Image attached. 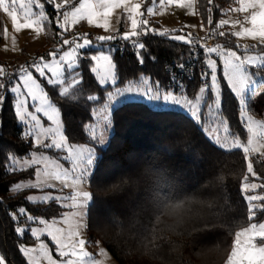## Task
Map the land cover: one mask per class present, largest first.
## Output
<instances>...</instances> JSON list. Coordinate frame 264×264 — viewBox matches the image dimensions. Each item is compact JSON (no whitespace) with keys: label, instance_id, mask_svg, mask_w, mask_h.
<instances>
[{"label":"trees","instance_id":"obj_1","mask_svg":"<svg viewBox=\"0 0 264 264\" xmlns=\"http://www.w3.org/2000/svg\"><path fill=\"white\" fill-rule=\"evenodd\" d=\"M233 5L232 0H212L211 5L203 0L198 5V13L204 26L212 28L225 16L224 10ZM209 6L212 8V25L207 23L209 13L206 9ZM59 31L55 23L51 30L47 29L49 44L56 41ZM133 39L146 44V49L142 51L143 64L138 62L136 50L130 41L118 37L98 44L103 49L109 45L114 50L119 76L116 86L122 88L130 81H137L140 75H146L152 82L159 81L162 88L169 90L172 84L170 73L177 70L176 65L190 60L189 46L152 33ZM217 41L223 43V38ZM235 43L233 38V45ZM93 49L97 50V47L81 52L90 55ZM90 65L88 59H80L76 71L82 75L83 83L79 87L85 96L98 95L99 101L82 99L73 104L60 97L57 88L47 85L43 80L41 83L49 99L61 112L68 140L71 143L94 145L99 151L90 179L91 203L86 231L91 242L101 241L120 264H199L206 250L211 251V262L212 259H219L225 241L232 239L250 223L264 220L262 208H256L255 217L248 219V202L244 192H241L243 183L252 179L249 176L247 153L241 148L221 146L208 136L198 121L181 110L155 108L141 100L125 101L112 111L113 129L107 145L102 147L97 141L91 140L88 125L94 121V111L103 107L108 99L104 88L98 85L90 72ZM200 67L195 64L191 71L192 79L176 72L185 83V94L189 98H195L201 86ZM72 75L68 73L67 78L71 80ZM260 75L264 77V72H260ZM221 83L222 111L229 120L230 131L246 142L247 132L238 118V101L233 98L223 80ZM106 87L112 90L111 85ZM24 131L23 124L14 114V97L6 93L0 108V198L5 201V205L0 206V249L12 264H25V259L17 250L18 244H32L35 240L29 232L22 238L17 236L6 209L14 210L23 206L30 214L46 220L59 217L64 211L58 202L46 205L28 202L25 197L32 189H26L18 195L9 194L10 185L33 178L34 170L6 174L9 163L6 155L10 157L15 152L17 157H25L34 150L58 154L56 150L38 149L31 140H23ZM183 131L192 135L193 143L187 150L175 144V138ZM260 161H264V157H251L252 170L254 165L255 174L264 182V165ZM218 170L225 173L227 180L223 194L224 207L213 226L205 228L196 225L200 230L192 232L191 227L176 223L170 215L172 205ZM125 179L129 184L119 194H103L108 185L116 182L123 184ZM259 191L264 193V188ZM21 223H25V218H21ZM46 239L54 248L49 238ZM216 264L219 263L216 261Z\"/></svg>","mask_w":264,"mask_h":264},{"label":"snow or ice","instance_id":"obj_2","mask_svg":"<svg viewBox=\"0 0 264 264\" xmlns=\"http://www.w3.org/2000/svg\"><path fill=\"white\" fill-rule=\"evenodd\" d=\"M232 2L236 6H230L223 13L228 18L220 19L207 36L202 38L193 36L192 33L170 35V30L167 28L163 30L152 28L149 26V19L145 18V12L147 16H153L156 14L157 4L162 12L169 6L175 5L180 9L190 10L188 14L195 15L198 5L202 4L203 0H151V6H148L145 11L141 10L145 0H44V2L42 0H0V9L11 18L16 32L29 29L39 35L46 28L51 30L53 23L61 30L57 33L60 37L59 47L49 54L51 59L40 57L39 60L30 64L21 65L14 73L7 72L5 67L0 66V108L5 101V94H11L14 97V114L18 121L26 127L22 139L31 140L38 149H53L62 153L57 157H52L43 151H32L26 157L20 158L15 152L10 157L6 155L9 161L5 170L6 174L28 169L34 170V180L29 179L27 183L22 181L14 183L16 194L26 189H35L39 192H44L45 189L56 190L48 183L49 173L46 170L48 167L58 168L61 175L71 178L75 165L82 164L86 160L91 161L95 157V153L80 150L79 146L73 149L69 144L68 148H65L64 143L57 140L58 135H65L63 129L58 128L56 123V116L61 117V112L50 101L48 92L41 83L43 80L47 85L57 88V94L73 104L79 103L82 99L88 102L99 101L98 95L85 96L83 89L79 87L83 83V77L76 69L82 58L91 61L90 72L94 75L98 85L104 88L109 101H116L128 95H141L146 102L153 105L180 106L197 120H200L201 105L206 104L211 123L205 131L210 138L216 140L239 137L230 131L229 120L222 111L221 81L223 80L233 98L238 101V118L242 127L246 129L247 137L252 135L259 139L264 136V120L255 119L254 115L250 114V106L246 100V93L249 90L254 95L260 94L253 87L256 84L254 77L264 72V0H232ZM45 3L54 9V18H50L45 9ZM207 4L211 5L212 0H207ZM117 9L122 10L125 20L129 23L128 30L123 34H120L111 23V16ZM206 11L209 13L207 23L212 25V8L208 7ZM230 13L238 15L233 16ZM81 21H86L90 26L113 34L97 35L90 39L88 33H82L64 38V34L71 32L73 26ZM117 23H120V17H117ZM225 26H228L229 30H223ZM203 27L202 24L201 28ZM149 33L169 37L172 41L182 42L189 46L188 64L181 63L177 67L187 75L188 71L194 67L193 58L195 63L201 66L199 73L201 86L194 100L189 99L185 94L186 85L175 73H170V79L175 89L179 90V95L174 94L171 89L162 88L159 81H150L146 75H140L135 82L130 81L127 87H117L118 66L114 62L112 48L97 47L95 53L91 55L81 52V50L96 46L94 42H108L119 36L120 39L131 42L136 50L138 62L143 64L142 51L146 49V44L133 38ZM4 36L7 39V29L4 30ZM209 38H223V43L210 44ZM233 38L237 41L234 45ZM240 39H251L255 43L240 44L238 42ZM12 41L15 45V37ZM64 46H69L68 50L61 51ZM65 69L72 70L73 75L70 81L65 79ZM251 69H256V71L253 72ZM33 73L38 74L40 79ZM189 79H192V76H189ZM108 85L112 86V90H108L106 87ZM44 119L50 124L46 126ZM105 122L110 126L109 117L105 119ZM88 126L93 131L90 139L95 140L98 125ZM21 163H26L27 167H18ZM65 163L68 167H65ZM260 164L264 165V161H260ZM253 171H255L254 165ZM258 187L264 188V185L249 182L241 192L255 191ZM9 189H13V185H10ZM25 199L33 205H46L58 199H65V197L44 193L28 195ZM245 199L248 202V219L252 220L256 215L255 209L260 207L253 202L264 201V196L247 195ZM2 205H5V201L0 198V206ZM6 212L13 223V231L18 237L22 238L26 232H29L36 241L34 246L24 243L17 246L18 252L25 259V264H42L44 261L46 264H85L87 257L85 255L81 258L77 252V244L71 232L67 230V227L58 226V224H63V219L49 222L30 214L23 206H18L14 210L6 209ZM22 217L25 218V223H21ZM34 223L43 225V227H30ZM43 236L50 238L54 244L57 258H53L49 245L41 239ZM233 257L236 264H264V223H250L238 234ZM0 259H3V264H12V261L3 254L2 249H0Z\"/></svg>","mask_w":264,"mask_h":264},{"label":"rangeland","instance_id":"obj_3","mask_svg":"<svg viewBox=\"0 0 264 264\" xmlns=\"http://www.w3.org/2000/svg\"><path fill=\"white\" fill-rule=\"evenodd\" d=\"M42 2H44V0H42ZM148 6H151V1L147 2V0H145V3L141 10L145 11V9ZM235 6L236 5L234 4L231 7H235ZM50 8H52V6L45 3V9L51 18V16H55V12L53 8L52 9ZM155 11L156 14L153 16H147L145 12V18L149 19L150 21L149 26L152 28H156L157 30H163L167 28L170 30L171 35L173 34L183 35L185 33H192V35H194L195 33H199V35L196 36L199 37L202 36V38H204L207 36L208 32L213 28V27L206 28L205 26L203 27V29L201 28V25L202 24L204 25V23L201 21V18L198 13V9H197V14L192 15V14H188L190 10L180 9L175 5H172L162 12L157 4ZM230 15L235 16L238 14L230 13ZM117 17H120V23H117ZM222 18L226 19L228 17L224 16ZM219 20L217 21V23L219 22ZM155 22H157V24ZM111 23L114 28L118 29L120 34H123L129 28V23L125 20V14L122 12V10L119 9L115 10L113 15L111 16ZM0 27L2 28V38L0 40V66L5 67L7 72L14 73L16 67L19 66L20 64H26V63L30 64L36 61L34 60L35 57H38L37 60H39L40 57H44L45 59H51L49 54L55 51V49L59 47L60 44L59 36H57V39L54 43L52 44L48 43L47 28L44 32L40 33L39 35H37L35 31L29 29H23L20 32H16L13 28L11 18L8 17L7 14L3 12L2 9H0ZM5 29H7V39L4 36ZM171 30H177V31L172 32ZM223 30L225 31L229 30L228 26H225ZM90 32H94L96 35L113 34L110 32H105L103 29L90 26L87 24L86 21H81L79 24L73 26L71 32L65 33L64 38H70L74 34H82V33L89 34ZM13 37H15V45H13V41H12ZM118 37L119 36H117V38ZM235 42H237L236 38H235ZM238 42L240 44H246V45H252L255 43V41L251 39H240ZM99 43L100 42L98 43L94 42L96 46H94L93 48L98 47ZM209 43L213 45L215 43H218L217 38H209ZM68 47L69 46H64L61 49V51L68 50ZM108 48L109 45H107L105 49ZM95 51L96 50L93 49L90 52V55L94 54ZM68 73H72V70L65 69L66 81H70L67 78ZM33 74L37 75V78L40 79L38 77V74L35 73ZM254 79L256 80V84L253 87L256 89V92L260 94L254 95L252 91L249 90V92L246 93V100L250 106V114H253L255 119L264 120V77H262L259 74L255 76ZM127 86L128 85L124 87ZM174 94L179 95V92L174 91ZM189 99L194 100L195 98H189ZM129 100H141L146 102V100L141 95H128L126 97L118 98L116 101L108 100L103 107L98 108L97 110L94 111V121L89 125H93V126L98 125V127H96L97 138L95 139L98 145L105 147L108 143L109 137L113 129L112 126L113 109L118 105L122 104L123 102ZM208 102L210 103V100ZM149 104L155 108L178 109L191 116V114L186 109L180 106L153 105L151 103ZM105 106H107V108ZM29 110L30 111L32 110L30 101H29ZM107 117H109L110 126L109 123L105 122V119H107ZM195 120L198 121L204 129L208 128L209 124L211 123V117L208 114L207 105L205 104L201 105L200 120L197 119ZM43 122L45 123L46 126L50 124V122L47 121L46 119H44ZM56 123H57V127L62 128L64 132L62 116L61 117L60 115L56 116ZM24 128L26 130L25 126ZM88 129L90 131V135L93 136V131L90 130L89 126ZM212 139L223 147L234 148V149L241 148L247 153L248 162H249V176H251L252 179L250 181H245L243 183V187L249 182L256 183L257 185H264V182L261 179H259L258 176L255 174V172L252 170V163H251V157L253 156L264 157V136L257 139L254 138L252 135H249L246 139V142H243L240 139V137H235L232 139L220 138L219 140H216L214 138ZM57 140L61 143H64L65 148H68L69 144L72 145L73 149H76L77 146H79L80 150L86 152L90 151L92 153H95V157L91 161L86 160L82 164L75 165L74 170L71 173V178L61 175L60 169L58 168L48 167L46 169L49 173L48 183L52 185L54 188H56V190L45 189L44 192H39L35 190L31 195H42L44 193H51L53 195H60L65 197V199H58L56 201L64 208L62 215L56 218H52L48 221L49 222H51L52 220L60 221L63 219V224H58V226L67 227V230L71 232L73 239L76 241L77 244V252L81 255V258H84L85 255L87 257V259L85 260V264H120L101 241H98L96 243L91 242L88 239V235L86 231L87 214L89 210V205L91 203L90 179L95 170L96 160L97 157L99 156V151L96 149L94 145L71 143L66 137V135L64 136L58 135ZM237 145H239V147H237ZM34 151L40 152L39 150H34ZM43 152H45V154H48L52 157H57L62 154L58 152V154L52 155L47 151H43ZM18 167H27V164L21 163L18 165ZM65 167H68L66 163H65ZM31 179L34 180L35 176ZM27 180H23L22 182L27 183L26 182ZM260 188L261 187H258L255 191L244 192L245 197L247 195L264 196V193L258 191ZM15 193L16 191L14 190V185H13V189H10L9 194L13 195ZM253 203L260 205V207L258 208H263V201H254ZM259 223H264V220ZM30 227H43V225L34 223L31 224ZM244 229L238 231L232 239L225 241L226 244L223 250H221L219 253L220 256L219 259L214 260L211 258L212 259L211 262L210 260L211 251L206 250L199 259V264H213V263L216 264V261L219 264H236V261L234 260L233 257V252L236 248L237 236ZM46 238L47 236H43L41 239L44 240V242L49 245V249L52 251L53 258H57L55 252V246L53 248ZM35 244L36 241L32 244H26V245L34 246ZM0 263L3 264V259H0ZM42 264H46V261L42 262Z\"/></svg>","mask_w":264,"mask_h":264},{"label":"clouds","instance_id":"obj_4","mask_svg":"<svg viewBox=\"0 0 264 264\" xmlns=\"http://www.w3.org/2000/svg\"><path fill=\"white\" fill-rule=\"evenodd\" d=\"M193 143L191 133L187 131L181 132L175 138L176 146L182 150ZM227 177L224 172L217 171L197 185L194 189L187 192L181 200L172 205L170 215L176 223L181 226L191 227L192 232L199 231L196 225H202L205 228L213 226V222L217 219L218 214L224 207V190L226 187ZM129 181L125 179L123 184L116 182L108 185L104 190V195L119 194L123 191L124 186Z\"/></svg>","mask_w":264,"mask_h":264},{"label":"built area","instance_id":"obj_5","mask_svg":"<svg viewBox=\"0 0 264 264\" xmlns=\"http://www.w3.org/2000/svg\"><path fill=\"white\" fill-rule=\"evenodd\" d=\"M209 7H211V6H209ZM95 36H97V35H96L94 32H90V33H89V37H90V38L93 39ZM200 37H202V36H200ZM37 59H38V57H35V58H34V60H37ZM192 63H193V65L195 66V64H196V63H195V59L192 61ZM184 64L187 65L188 62H187V63H184ZM21 65H27V63H26V64H20L19 66L16 67V69H18ZM178 65H179V64H178ZM193 68H194V67H192V68L188 71V74L185 75L184 73L181 72V70L179 69V67H177V65H176V69H177V70H175L174 73L176 74V72L179 71L181 74H184L186 77H187V76L189 77V76H191V71L193 70ZM16 69H15V70H16ZM176 75H177V74H176ZM177 77H178V76H177ZM170 89L173 90V91L178 92V90L175 89V86L172 85V84H171V86H170Z\"/></svg>","mask_w":264,"mask_h":264},{"label":"crops","instance_id":"obj_6","mask_svg":"<svg viewBox=\"0 0 264 264\" xmlns=\"http://www.w3.org/2000/svg\"><path fill=\"white\" fill-rule=\"evenodd\" d=\"M155 23L157 24V22H155ZM194 35H199V33H195ZM248 181H250V180H248ZM34 191H35V189H32V191H31V193L29 195H31Z\"/></svg>","mask_w":264,"mask_h":264}]
</instances>
